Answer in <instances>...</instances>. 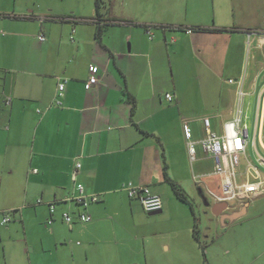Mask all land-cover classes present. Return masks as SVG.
Returning <instances> with one entry per match:
<instances>
[{
	"label": "crops",
	"instance_id": "obj_1",
	"mask_svg": "<svg viewBox=\"0 0 264 264\" xmlns=\"http://www.w3.org/2000/svg\"><path fill=\"white\" fill-rule=\"evenodd\" d=\"M102 1L100 19L115 22L97 41L95 0H0V218L19 215L25 232L33 221L41 244L50 248L52 240V249L69 251L72 263L78 261L76 254L78 264H139L136 253L128 252L130 241L156 233L136 222L141 204L127 195L125 183L147 185L160 195L162 210L152 221L175 212L188 219L185 233L194 243V211L176 202L165 177L181 187L189 180L210 209L219 203L208 195L220 181L212 173L213 160L198 144L194 160L189 159L183 119L189 120L193 139L204 135V116L221 134L223 123L240 109L248 126L253 96V136L248 133L237 169L240 179L259 175L264 181V27L257 21V29L236 24L235 15L227 13L232 0ZM209 13L211 21H203ZM59 17L67 19L59 23ZM32 36L37 47L28 42ZM165 59L172 82L163 93ZM91 66L98 83L85 89ZM180 70L188 75L176 80L174 72ZM63 79V94L57 96ZM169 92L171 101L165 97ZM76 163L80 167L73 175ZM78 183L86 197L97 194L99 200L78 202ZM250 200L230 205L228 211L239 215L229 222L254 211ZM51 202L56 203L52 214ZM64 212L73 217L72 224L62 220ZM81 213L92 219L78 221ZM221 222L226 225L223 216ZM262 248L256 259L263 258ZM33 251L27 238H0V264L49 263L48 256L36 257Z\"/></svg>",
	"mask_w": 264,
	"mask_h": 264
},
{
	"label": "rangeland",
	"instance_id": "obj_2",
	"mask_svg": "<svg viewBox=\"0 0 264 264\" xmlns=\"http://www.w3.org/2000/svg\"><path fill=\"white\" fill-rule=\"evenodd\" d=\"M41 2L44 0H34ZM57 1V0H56ZM59 1V0H58ZM208 12H211V8H207ZM222 8L220 9V12ZM227 13L235 15L236 24L244 25L249 23L250 26L257 29L255 22L257 21L260 25L264 27V0H232L227 8ZM17 17L18 14H15ZM218 19L219 15L216 14ZM16 17V18H17ZM72 16L71 18H73ZM189 16V12L188 15ZM209 19L206 21H211V14L208 15ZM189 19V18H188ZM203 19V18H202ZM36 23V21H34ZM59 23L62 21H58ZM44 24H48V21H45ZM35 26V24L33 23ZM30 23H28V29L30 28ZM105 28V26H103ZM18 30V29H17ZM37 29H34L33 32L37 33ZM101 37V34H100ZM100 37L97 38V41H100ZM146 42H149L146 36H143ZM2 37L0 36V39ZM20 39L18 40V42ZM28 42L33 47H37L39 44L38 39L35 36H32L28 39ZM251 46V45H250ZM249 49V44L246 42L245 51ZM165 68L160 72V81L162 82V92L165 90H170V85L172 82L171 68L168 64V60H164ZM250 69L248 68V71ZM175 78L180 79L187 74L184 70L174 72ZM184 84V82H181ZM170 93V92H169ZM249 109H248V118H247V128L249 137L253 136V109H252V100L253 96L249 97ZM249 155L252 154L251 148L248 149ZM133 183V182H132ZM182 188L185 191L187 197L190 200L191 206L179 201L171 187L173 193V198L177 199L176 202H181L180 206L187 208L190 212V209H193V216L198 230V241L196 243L189 241L186 236L185 231L189 225L188 219H182L176 216V213H172L170 218L166 217L165 219H160L157 221H152L151 217H157L158 214L148 215L147 212L143 211L140 205H137L140 209V214L137 215L136 222L145 225L146 230L149 233L155 231L156 234H149L144 237V240H138L134 242L130 241L128 252L129 254L134 251L133 254L139 258V264H264L263 258H255L257 253L261 251L262 246L264 245V192L260 193L257 197H252L248 205L251 210L245 217H241L240 221L227 222L226 225H223L221 220L216 219L212 214V211L209 206L203 204L200 198L197 195L195 186L187 180L186 183L182 184ZM258 212L260 214H252ZM190 215V213H189ZM146 218L148 221L142 223L141 219ZM120 219V218H117ZM26 228V232L21 229V222L19 215L16 216L14 220H11L8 225V231H6V225L0 226V238L2 239H16V240H25L28 241L34 246L33 254L36 257L48 256L49 263L47 264H56V260L62 259V262L67 264H78V261L81 260V256L76 254L74 258L77 257V262H70L71 253L64 251L63 253H58L52 249L53 241H50V248L47 244L42 245V233L38 230L34 222L31 221L32 225H29ZM121 225L126 226L127 223L124 221L120 222ZM140 224V225H141ZM46 225L47 221H46ZM130 230H128L129 233ZM168 245L169 248L166 247ZM134 249V250H133Z\"/></svg>",
	"mask_w": 264,
	"mask_h": 264
},
{
	"label": "built area",
	"instance_id": "obj_3",
	"mask_svg": "<svg viewBox=\"0 0 264 264\" xmlns=\"http://www.w3.org/2000/svg\"><path fill=\"white\" fill-rule=\"evenodd\" d=\"M151 26H147L145 31L148 35L151 34ZM187 32L191 31V28L184 29ZM38 38L44 40V35L39 34ZM229 82H233L229 79ZM66 79H63L57 84V96L63 94ZM98 83V77L96 75V69L94 66L89 68V76L84 83L85 89H90ZM166 99L172 100L170 93L165 94ZM56 104H61V100L57 98ZM241 110L238 109L236 115L231 119L223 123V130L221 134H217L213 131L210 118L204 116L201 118V122L204 129V135L199 139H193L189 120H182V131L185 138V144L187 153L190 160L195 158L196 145H200L201 149L208 154L213 160L212 173L220 177L219 185L217 190H208V195L214 201L219 203L241 204L251 199L252 196L264 190V181L259 175H254L252 178L240 179V172L237 166L240 162V156L244 153L247 139L248 129L247 126L242 122ZM80 167L79 163L75 164V170ZM76 188L79 195L76 200L83 205H87L88 202H96L99 200L97 194L86 197L83 194V186L78 183ZM123 189L126 191L130 198H136L139 200L143 210L145 212H153L162 210V199L159 194L153 192L149 186L135 184L127 182L123 185ZM55 202L49 203V212L52 214L55 211ZM78 221L88 222L90 221L91 215L88 213H81L78 215ZM62 220L67 224L73 223V217L64 212L62 214ZM10 221L8 214H4L0 218V226L5 225ZM52 218L47 220V224H51Z\"/></svg>",
	"mask_w": 264,
	"mask_h": 264
},
{
	"label": "trees",
	"instance_id": "obj_4",
	"mask_svg": "<svg viewBox=\"0 0 264 264\" xmlns=\"http://www.w3.org/2000/svg\"><path fill=\"white\" fill-rule=\"evenodd\" d=\"M102 2H103L102 0H95V18L93 20V23L96 25V36L97 37H100V34H101L102 30H103V26H107V25L113 24L115 22V21H102L100 19L99 6H100V4ZM68 17H72V16H68ZM66 19H67V17H59V18H57L58 21H65ZM147 26H149V25L145 24L142 27L145 29ZM159 27L162 28V29H183V30L188 28V27L183 28L182 26H171V25H167V26L161 25ZM165 180L167 181V183L171 187L175 197L179 201L191 206L190 200L187 197V195H186L185 191L183 190V188L180 185H178L177 183H175L173 180L169 179L168 177H165ZM10 220H11V218H10ZM197 233H198L197 224L194 221V224H193V236H194V238L196 240H198Z\"/></svg>",
	"mask_w": 264,
	"mask_h": 264
},
{
	"label": "water",
	"instance_id": "obj_5",
	"mask_svg": "<svg viewBox=\"0 0 264 264\" xmlns=\"http://www.w3.org/2000/svg\"><path fill=\"white\" fill-rule=\"evenodd\" d=\"M205 204H207V202H205ZM228 208V205L227 203H218V204H215L211 211L214 215H219L222 211L226 210ZM216 209V211H215ZM161 210H158V211H153V212H148L149 214H157V213H160ZM239 215V211H236V212H232L230 214H227L225 215V217L227 218L228 221H232L234 220L237 216Z\"/></svg>",
	"mask_w": 264,
	"mask_h": 264
},
{
	"label": "flooded vegetation",
	"instance_id": "obj_6",
	"mask_svg": "<svg viewBox=\"0 0 264 264\" xmlns=\"http://www.w3.org/2000/svg\"><path fill=\"white\" fill-rule=\"evenodd\" d=\"M230 205L228 206V209L227 210H224V211H222L218 216H215L218 220H221V216H223V219H224V222H229L228 220H227V218L225 217V215H227V214H230V213H232V212H230V211H228L230 208Z\"/></svg>",
	"mask_w": 264,
	"mask_h": 264
}]
</instances>
